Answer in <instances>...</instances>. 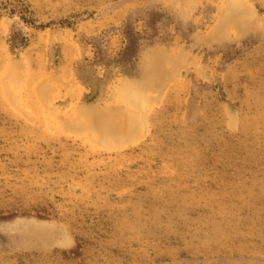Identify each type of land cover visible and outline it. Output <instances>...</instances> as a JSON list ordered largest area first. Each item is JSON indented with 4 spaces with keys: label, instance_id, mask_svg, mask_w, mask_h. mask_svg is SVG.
<instances>
[{
    "label": "rangeland",
    "instance_id": "rangeland-1",
    "mask_svg": "<svg viewBox=\"0 0 264 264\" xmlns=\"http://www.w3.org/2000/svg\"><path fill=\"white\" fill-rule=\"evenodd\" d=\"M0 264H264V0H0Z\"/></svg>",
    "mask_w": 264,
    "mask_h": 264
},
{
    "label": "trees",
    "instance_id": "trees-1",
    "mask_svg": "<svg viewBox=\"0 0 264 264\" xmlns=\"http://www.w3.org/2000/svg\"><path fill=\"white\" fill-rule=\"evenodd\" d=\"M23 20L26 22L28 20H26L25 18H23ZM30 25H33V22H29ZM25 38H21L20 40H17L16 38H12L11 39V44H13L14 47L18 46V45H21V46H24L25 45Z\"/></svg>",
    "mask_w": 264,
    "mask_h": 264
}]
</instances>
